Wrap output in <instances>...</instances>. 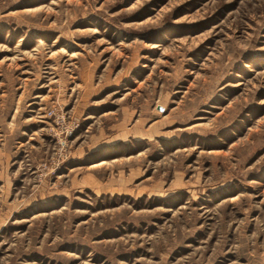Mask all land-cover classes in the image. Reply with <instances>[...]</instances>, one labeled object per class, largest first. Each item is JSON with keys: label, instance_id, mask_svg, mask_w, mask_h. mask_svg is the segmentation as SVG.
<instances>
[{"label": "rangeland", "instance_id": "374dc122", "mask_svg": "<svg viewBox=\"0 0 264 264\" xmlns=\"http://www.w3.org/2000/svg\"><path fill=\"white\" fill-rule=\"evenodd\" d=\"M0 264H264V0H0Z\"/></svg>", "mask_w": 264, "mask_h": 264}]
</instances>
